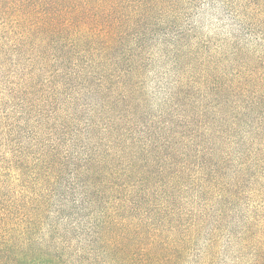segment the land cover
Instances as JSON below:
<instances>
[{"label":"trees","instance_id":"trees-1","mask_svg":"<svg viewBox=\"0 0 264 264\" xmlns=\"http://www.w3.org/2000/svg\"><path fill=\"white\" fill-rule=\"evenodd\" d=\"M171 1L172 26L165 23L155 29L154 25L161 24L168 16L155 6ZM13 3L20 8L2 14L0 23L7 28L9 45L17 53L20 43L49 44L63 62L71 61L76 66L81 63V73L84 70V62L78 59L81 55L94 54L101 61H109V54L121 51L122 57L133 58L132 62L136 52L132 50L145 49L146 43L165 46L171 41L172 69L182 74L181 80L180 73L172 79L175 88L172 101L185 100L182 103L185 106L192 91L205 87L220 99L216 124L202 125V119L197 132H188L184 125L189 122L172 112V174L168 175L172 182V188L169 186L172 221H179L182 216L190 218L187 232L196 229V220L205 219L211 207V213L222 218L225 203L241 189L251 170L257 174V181L264 179V140H255L260 136L264 139V0H16ZM206 18L214 27H205ZM85 64L88 66L89 62ZM67 83L70 82L64 81L62 85ZM96 83L101 89L107 81L99 77ZM58 89L59 85L51 87L48 96L55 99ZM10 90H21L25 96L12 99L18 109L16 114L0 110V264H59L57 255L50 256L42 248L35 251L33 246L37 243L29 234L41 222L59 215L63 207L74 209V214L66 215L68 218H75V214L88 207L86 215L93 218L91 228H96L94 264H163L168 259L177 264L185 250L184 242L193 238L190 233L181 236L173 232L172 250L164 252L162 244L157 252L149 248L150 252L139 237L140 224L128 221L123 207L111 206V202L123 195V202H130V195L121 191L136 187L133 175L138 173H135L138 160L129 163L131 157H126L125 152L139 158L146 144L139 150L134 144H138L137 139L131 143L125 141L124 147L115 144L118 153L103 155L102 162L95 164L90 154L84 158V154L74 149L76 146L82 149L83 133L81 128L73 126V117H65L68 114L63 110L62 116H58L33 105L26 97L30 92L17 82ZM244 101L245 107L240 103ZM243 111L249 118L254 116L251 124L255 118L258 120L254 131L249 126L235 125L236 116ZM216 113L214 110L213 116ZM201 115L205 117L206 112ZM49 121L53 122L49 124ZM225 122L231 124V129L225 127ZM92 124H85L86 141L95 138L94 132L89 131L94 128ZM110 133L113 135L112 130ZM221 136H225L227 144L242 149L238 157L231 158L234 161L231 164L230 152H223L220 161L215 158L221 151L216 145ZM107 150H111L108 144ZM67 170L72 176L66 175ZM166 194L168 199L171 194ZM218 227L216 222L212 230L218 231ZM260 239L264 240L263 234L257 241ZM263 246L264 242H260V247ZM255 264H264V255Z\"/></svg>","mask_w":264,"mask_h":264},{"label":"rangeland","instance_id":"rangeland-1","mask_svg":"<svg viewBox=\"0 0 264 264\" xmlns=\"http://www.w3.org/2000/svg\"><path fill=\"white\" fill-rule=\"evenodd\" d=\"M13 2L16 0H0V16L20 8ZM155 8L168 16L161 24H155L154 28H162L165 23L172 26V1L170 4L156 5ZM205 23V27H214L209 18H206ZM8 33L7 28L0 23V110L16 114L18 109L13 100L23 98L25 94L21 90L11 91L10 88L15 82L20 87H26L30 92L26 96L27 100L33 105L58 116H62L60 111L63 110L68 114L65 117H73V126L81 128L82 130H78L83 133L82 149L79 146L74 149L84 154V158L90 154L95 164L102 162L103 155L117 154L115 144L124 147L125 141L131 143L135 142L133 139H137L138 144H134L139 150L145 143L139 158L125 152L126 157H131L129 163L134 162L135 158L138 160L135 169V173H138L133 175L136 187L121 191L122 194L130 195V202H123V195L121 199L111 202V206L123 207L124 217L140 224L139 237L148 251L151 252L149 248L156 251L162 244L165 246L164 252L172 250V233L179 232V235L185 236L190 233L187 232V225L191 223V219L184 216L179 221H172V192L169 190L172 182L168 178L172 174V112L181 114L180 119L189 122L184 125L188 132H197L202 119V125L216 124L220 99L205 87L192 91V97L185 106L182 105L185 100L179 99L177 103L172 101V90L175 89L172 79L180 73L178 78L181 80L182 74L172 69L171 41L165 46L146 43L145 49L132 50L136 51L132 55L135 57L132 62L133 58L122 57L121 51L109 54V61H101L94 54L81 55L78 59L84 62V70L80 73L81 63L76 66L71 61L63 62L61 58H57V53L49 44L43 46L39 42L34 45L20 43L18 54L9 45ZM86 62H89L88 66ZM131 66L135 68L131 69ZM99 77L107 81L106 87L101 88L103 91L96 85ZM31 80L33 84L29 85ZM63 80L70 83L62 85ZM55 85H59V89L56 98L52 99L48 94ZM46 102L49 103L48 106ZM240 103L244 107L247 105L245 101ZM214 110L217 113L213 116ZM202 112H206L205 117L201 115ZM240 113L235 118V125L239 128L249 126L254 131L258 120L255 118L251 124L250 120L254 116L249 118L244 111ZM52 122L49 121V124ZM86 123H93L94 128H89L95 134L93 141L85 139ZM224 124L227 129H231L229 122ZM179 128L181 127L176 130L180 131ZM255 140L264 139L260 136ZM227 143L225 136L217 139L216 145H219L221 151L217 152L215 158L220 161L223 152H230L228 160L231 164L234 162L231 158L238 157L242 149ZM107 144L111 146L109 152ZM103 165L107 166L106 163ZM66 175L72 176L69 170ZM257 179V174L251 170L241 189L225 203L222 218L217 213L212 214L211 207L209 215L204 216L205 219L196 220V229L190 233L193 238L184 242L185 250L177 264H255L260 255H264V246L260 247V242L264 240L257 241V238L264 235V179ZM166 192L171 194L168 199H165ZM197 207L199 208L198 204ZM62 209L59 215L41 222L29 234L37 243L33 249L36 251L42 248L50 256L57 255L59 264H94L96 252L93 239L96 228H91L93 218L86 215L88 207L75 214V218L66 216L74 214L73 208ZM216 222L219 223L218 231L212 230ZM172 226L178 228L172 229ZM242 231L245 232L241 233ZM163 264H172V260L168 259Z\"/></svg>","mask_w":264,"mask_h":264}]
</instances>
